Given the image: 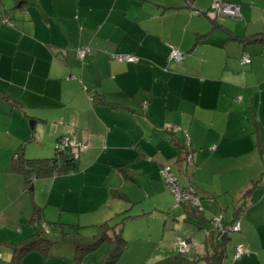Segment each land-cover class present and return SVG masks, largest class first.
Listing matches in <instances>:
<instances>
[{
	"label": "crops",
	"instance_id": "obj_1",
	"mask_svg": "<svg viewBox=\"0 0 264 264\" xmlns=\"http://www.w3.org/2000/svg\"><path fill=\"white\" fill-rule=\"evenodd\" d=\"M26 1L17 8L16 0H0V264H13L16 245L34 235L36 207L49 226L74 233L82 221L67 219L84 213L79 203L98 211L116 187L129 200L135 186L167 192L162 170L179 183L177 173L188 176L180 185L196 190L200 207L183 204L181 218L205 233L208 250L220 239L211 223L220 209L241 227L224 264H264V0H223L239 7L236 19L219 17L214 0ZM83 48L91 53L80 60ZM173 49L183 52L182 62L171 59ZM116 55L140 61L121 63ZM66 137L88 146L79 172L36 179L29 193L24 175L12 171L16 151L25 145L28 159L52 158ZM182 142L192 164L178 149ZM247 169L260 178L250 180ZM221 173L246 178L226 208L217 203L231 192L210 184ZM148 240L153 245L139 258L117 264H163L178 244L160 253L153 235ZM237 247L247 253L235 260ZM107 251L82 264H102ZM75 255L58 245L47 255L26 254L21 264H75Z\"/></svg>",
	"mask_w": 264,
	"mask_h": 264
},
{
	"label": "rangeland",
	"instance_id": "obj_2",
	"mask_svg": "<svg viewBox=\"0 0 264 264\" xmlns=\"http://www.w3.org/2000/svg\"><path fill=\"white\" fill-rule=\"evenodd\" d=\"M224 18L227 19L226 17ZM243 173L248 178H250V180H252L251 178L252 176H254V178H256L257 180L260 178L256 169L255 170L247 169ZM243 173H241L240 176H234V177L224 176L221 173L218 175V177H215L214 179L211 178L210 184H212V182L213 184H216L219 192L221 191V193L223 194L225 189H228V192H231L229 194L222 195L220 198L221 202L217 203L218 205L220 204L222 208H226L227 204L229 205V203L232 202V197H231L232 195L233 196L235 195L234 197L236 198L239 196L240 194L239 190L243 188V186L241 185H244L242 181L244 182L246 180L245 177H244L245 179L243 178ZM177 174H178V178L181 180V182L180 183L178 182V184L179 185L181 183L184 184L185 179H187L188 176H186V174L185 175H181L179 173ZM197 179L198 178L195 179V183L198 181ZM162 182L167 192H162V186L155 187V185H144V188L146 190V193H144V191L139 186H135V189H132V198L130 200L113 199L112 196H110L111 197L110 201L108 203H105V205L99 208L98 211H95L97 212L96 214L90 212L95 210L93 209L95 208L94 206H92L91 209L85 208V206L86 205L88 206L89 204L88 201L85 200L82 203H79L84 213L75 212L68 214L70 218L67 219L69 220L68 224L76 225L80 223V221H82L80 224L84 229H82L81 232L83 233L84 236L90 237L91 235H93V233H95L94 226L96 225L107 222L111 223L112 225H117V223L125 222L124 238L127 241L128 247H131V251H128L127 253L125 252L126 254L124 253L125 255L124 254L122 255L120 259L121 263L128 261L129 257L139 258L141 256L142 249L147 250L148 247H151L153 245L151 244V242H149L150 240H148L151 237V235H153V237L156 239L155 249H157V251L160 253L167 250L168 248L173 249L174 242L177 241L179 243L181 238L192 241L189 247L188 254H181L179 252L178 244H177L176 248L173 250L174 253L172 255L173 257L168 256L167 257L168 261H166L163 264H205V262L203 261L205 260L204 257H206L209 254V252H212L210 249L208 250V248H206L207 237L205 233L202 230H199V227L197 226L196 223L190 221L185 222L182 220L181 216L182 213L185 211L184 206L178 205L176 195H174V192L168 186L166 179H164V177ZM247 184H248L247 186H250V183H248V181ZM112 185H114V183H112L111 185L108 184L102 189L104 190L106 195L107 192H109L110 189L109 186ZM155 189L159 192V195L156 196L152 195L153 193L151 192ZM121 190L125 194H127L125 189L121 188ZM92 192L95 193L98 191L92 190L87 194L91 196ZM106 195L102 196L103 199H106ZM201 197L204 199V202L207 201V199H205L203 196ZM226 201H228V203ZM76 204L78 203L75 201V199L71 200L70 205L72 206L71 207L72 209L74 208L73 206H75ZM92 204L94 205L95 202L93 201ZM211 204L213 205L215 203H211ZM235 204L236 206L238 205L237 201L232 204V208ZM77 210H79V208H77ZM200 210H202V208ZM217 214L223 216L225 212L219 209ZM173 216L176 217L174 218ZM207 216L209 217L211 216V213H209L208 211H207ZM166 218H168L167 220L168 223L164 228ZM215 218L217 217L214 216L212 220H214ZM177 222H178V226H177ZM49 228L54 233L51 236L58 237L62 234L63 230H65V232L67 233H72V226L58 228L57 225L52 226V224H50ZM163 228L165 230V237H164ZM175 231L177 232L176 234ZM235 235H236L235 233L230 234L231 243L228 248L229 252L232 251ZM179 236L180 239L175 238ZM141 238L143 239L141 240ZM162 239H164L165 241L164 244ZM106 249H107V245H103L101 249H98L96 252L92 254L90 259H93L95 257L100 258L101 254Z\"/></svg>",
	"mask_w": 264,
	"mask_h": 264
},
{
	"label": "trees",
	"instance_id": "obj_3",
	"mask_svg": "<svg viewBox=\"0 0 264 264\" xmlns=\"http://www.w3.org/2000/svg\"><path fill=\"white\" fill-rule=\"evenodd\" d=\"M16 1L17 8H22L27 2L26 0ZM12 104L16 105L13 102ZM177 146L180 153L185 156V160L186 158L188 159L191 154L187 150L185 142L178 143ZM79 161L80 158L78 160L75 159L70 149H63L60 145L56 148V154L52 158L28 159L25 156V145H22L15 153L12 171L24 175L28 192L32 194L34 180L79 172ZM119 172L126 178L130 177L128 170L125 168H120ZM255 185H258V182H255ZM111 194L114 199L129 200L128 196L121 189H114L111 191ZM187 203L193 205V212L199 211V207L191 202H184L181 205ZM236 216L238 219L240 216L239 210L236 212ZM31 222L36 225V231L27 241L16 245L12 260L13 264H21L24 256L32 251H39L47 255L54 246L58 245L72 246L76 251L75 264H82L88 255L96 252L105 243L108 245V251L102 264H117L123 253L128 249L127 241L123 235L125 222L117 223V225H112L108 222L96 225L94 226L95 233L90 237L83 235L81 230L84 228L81 226L73 227L74 233H63L58 237L51 236L50 230L47 233L43 227L45 224L49 228V225L42 221L41 208L39 207L35 208L34 217ZM225 223L226 225H231V223L226 221ZM209 231L210 229L206 230L208 234ZM230 234L231 232L221 237L218 235L220 239L214 245L213 251L204 257L205 260L203 261L205 264H224L227 257V247L231 242L229 238Z\"/></svg>",
	"mask_w": 264,
	"mask_h": 264
},
{
	"label": "built area",
	"instance_id": "obj_4",
	"mask_svg": "<svg viewBox=\"0 0 264 264\" xmlns=\"http://www.w3.org/2000/svg\"><path fill=\"white\" fill-rule=\"evenodd\" d=\"M214 10L219 17H226L231 19H236L239 17V7L226 3L223 0H214ZM91 53L90 48H83L78 51V57L80 60H84L85 57ZM114 60L121 63H137L140 61L139 57L134 55H116L113 57ZM171 59L177 62H182L184 60V54L180 50L173 49L171 54ZM244 64H249L251 61L249 58L244 59ZM94 97L90 98V102L93 101ZM147 104L145 105V107ZM188 138V137H187ZM186 138V139H187ZM188 140V139H187ZM60 147L63 149H70L75 157V159H79L81 152L85 151L88 146L85 144L78 143L73 138H63ZM188 162L192 164V156L189 155ZM162 175L166 179L168 186L172 189L174 194L176 195L178 205H181L184 202H191L195 206L200 207V200L196 195V190L194 188L183 189L174 178V176L169 173L168 170H162ZM212 225L214 231L218 233V235L224 236L228 233H235L241 230L240 224H231L226 225L223 216H219L212 221ZM44 229L47 233H49V228L44 224ZM189 243L186 240H181L178 243V249L181 254L189 253ZM246 250L242 247H237L235 250V260L241 259L246 255Z\"/></svg>",
	"mask_w": 264,
	"mask_h": 264
}]
</instances>
